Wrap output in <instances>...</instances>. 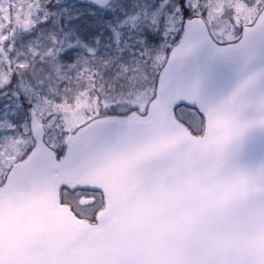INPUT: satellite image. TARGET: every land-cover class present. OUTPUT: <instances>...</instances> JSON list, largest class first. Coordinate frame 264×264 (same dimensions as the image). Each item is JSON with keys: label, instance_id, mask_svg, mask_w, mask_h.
Wrapping results in <instances>:
<instances>
[{"label": "snow or ice", "instance_id": "snow-or-ice-1", "mask_svg": "<svg viewBox=\"0 0 264 264\" xmlns=\"http://www.w3.org/2000/svg\"><path fill=\"white\" fill-rule=\"evenodd\" d=\"M165 4L139 79L0 129V264H264V0Z\"/></svg>", "mask_w": 264, "mask_h": 264}, {"label": "rangeland", "instance_id": "rangeland-1", "mask_svg": "<svg viewBox=\"0 0 264 264\" xmlns=\"http://www.w3.org/2000/svg\"><path fill=\"white\" fill-rule=\"evenodd\" d=\"M120 0H116L115 3L110 7L107 8L105 10H103L101 13L98 10H95L91 7H86L82 9V13L86 19V22L89 26L91 27H106V28H112L114 27V40L115 41H119L121 38V33H125L127 36L128 31H124L121 32L122 29H130L131 30V39L136 40L139 39L141 33L147 29H149L146 20L148 18V13L145 10H137L133 13H131V15H136L137 18L132 20V24L131 26H118V24H116V20L117 18L123 14V10L121 8H118L115 12H114V26L105 21L104 16L105 14H112L114 11V8H116L119 4ZM81 2L82 0H0V41L4 39V37L6 36L5 33V27H9L11 24L15 25L16 28H21V27H25L28 31L30 30V27H33V23L32 20L34 22V28H36V26L39 27V29H41V26H45L43 24V22L45 21H54L56 24V12H58V10L63 9L67 10L69 13L71 11L77 12V10L83 6H81ZM144 5V2L142 3ZM139 5V4H137ZM145 6V5H144ZM136 8H141L140 6H136ZM154 9L158 8H152L150 9L151 11H153ZM151 19H152V23H156L159 20L158 15H151ZM155 17V18H154ZM32 19V20H31ZM127 19V18H126ZM125 19V20H126ZM68 23H71L70 21H68ZM3 25V28H2ZM14 27V28H15ZM11 31H13V29L11 28ZM126 36V38H127ZM125 38V40H123L122 42L124 43V45L126 47L128 46H133L132 41L131 40H127ZM53 40H55V38H53ZM56 41V40H55ZM92 45L95 47L96 52H100V48H99V43L98 41L92 43ZM74 48H71V47ZM50 47V43L49 46L46 47L45 44H43V47L41 48L42 50L39 49L40 54L42 56V60H45V64H46V58H48L49 60V55H50V51H48V48ZM66 47H67V52L68 53H74V52H79L81 50H83L88 56H93V50L90 47H85L82 44V40L80 38H68L67 42H66ZM130 48V47H129ZM33 52L36 53L35 49L33 50ZM111 52H107L106 50H104L103 52V59H107V58H111L112 56ZM40 56V55H39ZM72 60V66L74 68V70L76 71L77 74H80V67L82 65V63L84 62H88L91 63V66H93L94 61L90 58L87 57L83 60L80 59H75V58H71ZM54 62H58L57 64H54L53 62H50V65L53 67V74L58 75L59 74V68H62L63 66V61H59L57 59H55ZM42 65V64H41ZM47 65V64H46ZM103 68H107L109 66V61H105L103 60L102 62ZM125 64L122 63V67ZM135 66L134 64V60H132L129 65L127 67H125L126 69L130 68V66ZM55 68H58L55 70ZM109 76V81L110 83L113 82L114 80V71L109 72L108 74H106ZM117 75V72H116ZM141 75V71L139 73L136 74L137 79L140 78ZM100 78H107L105 75H99ZM72 80H77L76 77H74ZM80 82H87L83 79H79ZM52 90H50L51 92ZM53 91H52V95H53ZM64 95V93H61L59 96ZM58 96V97H59ZM57 97V98H58ZM45 97H41L39 99L38 104H41V101L44 100ZM47 102V101H46ZM50 109H45L44 106L42 105V108L39 109L40 112L46 113L47 111H49Z\"/></svg>", "mask_w": 264, "mask_h": 264}, {"label": "bare ground", "instance_id": "bare-ground-1", "mask_svg": "<svg viewBox=\"0 0 264 264\" xmlns=\"http://www.w3.org/2000/svg\"><path fill=\"white\" fill-rule=\"evenodd\" d=\"M152 8H158L156 5L151 4L148 9V18L146 20L147 25L152 21L151 15H158L161 18L163 23V18L166 15L160 14L157 9L151 11ZM155 18V17H154ZM99 47H108L114 49L113 40L103 39L99 42ZM137 47L131 48L125 52H120L115 49V52L118 56V60L125 65H129V63L133 60V49ZM101 50V49H100ZM114 52V53H115ZM40 58L35 56L34 53L31 52H22L15 59H13L10 63H0V104L5 107L1 112V127L7 128L10 123H20L27 116V111L29 107H31L30 101L35 103L38 106V109L42 108V105L45 109L53 108V105L46 101H55L57 99V95H51L50 90L53 91L54 86L57 83V75L53 73H36L33 70V63H35ZM135 66H130L127 70L130 73V76L133 74H137L140 70L133 72ZM103 69L100 68V71ZM125 71L118 70L117 74L121 76H126ZM82 90L87 89L83 83L79 85ZM73 90H77V87L73 88ZM72 95H76V92L73 91ZM21 97L24 101L23 109L19 114L15 117L13 116L14 110L11 108V98ZM41 97H45L44 100L41 101L42 105H39V99Z\"/></svg>", "mask_w": 264, "mask_h": 264}, {"label": "flooded vegetation", "instance_id": "flooded-vegetation-1", "mask_svg": "<svg viewBox=\"0 0 264 264\" xmlns=\"http://www.w3.org/2000/svg\"><path fill=\"white\" fill-rule=\"evenodd\" d=\"M10 50H11V49H9L8 51H6V50L4 49L3 52H0V58H2V59H1V62H2V63H10V62L12 61L11 59H7V56L10 57V58H13V57H11V55H10ZM22 109H23V105H22L21 110H22ZM2 110H4V107H3L2 104H0V122H1V112H2Z\"/></svg>", "mask_w": 264, "mask_h": 264}, {"label": "water", "instance_id": "water-1", "mask_svg": "<svg viewBox=\"0 0 264 264\" xmlns=\"http://www.w3.org/2000/svg\"><path fill=\"white\" fill-rule=\"evenodd\" d=\"M91 2L99 7H106L108 6L113 0H86Z\"/></svg>", "mask_w": 264, "mask_h": 264}]
</instances>
